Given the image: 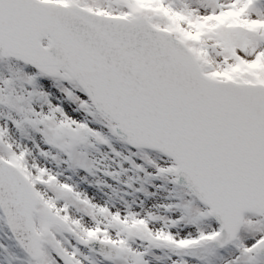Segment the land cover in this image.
Listing matches in <instances>:
<instances>
[{
    "label": "snow or ice",
    "instance_id": "1",
    "mask_svg": "<svg viewBox=\"0 0 264 264\" xmlns=\"http://www.w3.org/2000/svg\"><path fill=\"white\" fill-rule=\"evenodd\" d=\"M0 264H264V0H0Z\"/></svg>",
    "mask_w": 264,
    "mask_h": 264
}]
</instances>
